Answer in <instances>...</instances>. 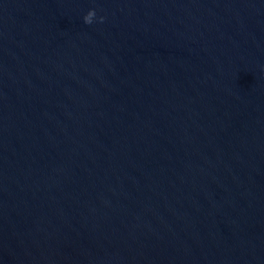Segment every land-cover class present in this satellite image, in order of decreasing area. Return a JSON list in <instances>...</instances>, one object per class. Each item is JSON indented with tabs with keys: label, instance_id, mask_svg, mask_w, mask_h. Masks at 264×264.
I'll use <instances>...</instances> for the list:
<instances>
[{
	"label": "water",
	"instance_id": "obj_1",
	"mask_svg": "<svg viewBox=\"0 0 264 264\" xmlns=\"http://www.w3.org/2000/svg\"><path fill=\"white\" fill-rule=\"evenodd\" d=\"M0 264H264V0H0Z\"/></svg>",
	"mask_w": 264,
	"mask_h": 264
},
{
	"label": "clouds",
	"instance_id": "obj_2",
	"mask_svg": "<svg viewBox=\"0 0 264 264\" xmlns=\"http://www.w3.org/2000/svg\"><path fill=\"white\" fill-rule=\"evenodd\" d=\"M97 18V12H96V9L93 8V9H90L87 14L84 16V22L86 24H92L94 22V20ZM105 20V17L104 16H100L99 17V21L100 22H103Z\"/></svg>",
	"mask_w": 264,
	"mask_h": 264
}]
</instances>
